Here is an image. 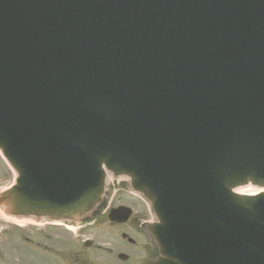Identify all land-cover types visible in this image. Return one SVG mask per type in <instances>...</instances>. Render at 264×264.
Returning a JSON list of instances; mask_svg holds the SVG:
<instances>
[{
  "label": "water",
  "instance_id": "obj_1",
  "mask_svg": "<svg viewBox=\"0 0 264 264\" xmlns=\"http://www.w3.org/2000/svg\"><path fill=\"white\" fill-rule=\"evenodd\" d=\"M24 1L23 6H0V79L15 63L14 72L27 76L33 89L47 87L55 119L40 133L39 158L30 148L34 141L27 146L28 137L10 132L4 124L0 129L5 150L17 146L10 159L21 178L12 197L22 198V209L72 215L87 208L99 189L92 187L78 197L79 190H64L62 182L76 169L83 185L88 168L104 159L116 172L135 173L166 194L177 184V226L186 232L190 218L192 228L193 241L178 236L190 264H264V199H238L227 190L248 179L264 185V112L196 147L193 138L178 128L176 133L178 125L162 110V100H150L141 81L128 78L121 84L125 69L113 57L136 41L103 29L98 13L110 0H88L86 8L81 3L64 27V16L58 17L55 10L65 13L76 0ZM251 15L263 51L255 72L262 75L264 13L254 10ZM99 34L102 39L97 40ZM176 165L177 181L153 168L170 170ZM205 166L210 169L207 198L204 183L198 181V171ZM204 172L199 176L203 182ZM192 194H200V199L190 200Z\"/></svg>",
  "mask_w": 264,
  "mask_h": 264
},
{
  "label": "flooded vegetation",
  "instance_id": "obj_2",
  "mask_svg": "<svg viewBox=\"0 0 264 264\" xmlns=\"http://www.w3.org/2000/svg\"><path fill=\"white\" fill-rule=\"evenodd\" d=\"M127 206L133 209L134 214L124 223L109 221L106 212L102 214L105 227L93 224L89 237V240H94L91 246L65 244L70 240L59 232L48 233L57 239L58 245L41 244L47 233H35L31 244L0 245V264H152L156 249L140 229L147 223L144 219L148 214L141 206ZM18 248H24V251L18 253Z\"/></svg>",
  "mask_w": 264,
  "mask_h": 264
},
{
  "label": "bare ground",
  "instance_id": "obj_3",
  "mask_svg": "<svg viewBox=\"0 0 264 264\" xmlns=\"http://www.w3.org/2000/svg\"><path fill=\"white\" fill-rule=\"evenodd\" d=\"M240 193L243 195H253L254 196L256 194L264 193V188L263 189L262 188L260 189L248 188V189L241 190ZM44 218H45V214H43L41 210H37L34 212L33 215H31L28 218V220L21 219L18 223L25 225L26 227H29L30 233H35L37 231L34 229L33 225L42 224V222L44 221Z\"/></svg>",
  "mask_w": 264,
  "mask_h": 264
},
{
  "label": "rangeland",
  "instance_id": "obj_4",
  "mask_svg": "<svg viewBox=\"0 0 264 264\" xmlns=\"http://www.w3.org/2000/svg\"><path fill=\"white\" fill-rule=\"evenodd\" d=\"M11 182H8V184H3L2 187L6 188L7 185H10Z\"/></svg>",
  "mask_w": 264,
  "mask_h": 264
}]
</instances>
